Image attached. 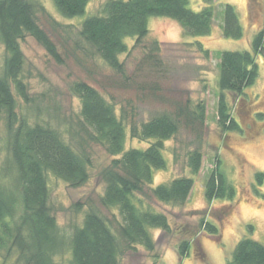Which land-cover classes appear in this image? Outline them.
I'll return each mask as SVG.
<instances>
[{
	"label": "trees",
	"instance_id": "trees-1",
	"mask_svg": "<svg viewBox=\"0 0 264 264\" xmlns=\"http://www.w3.org/2000/svg\"><path fill=\"white\" fill-rule=\"evenodd\" d=\"M61 15L74 18L86 13L90 0H52ZM191 0H107L101 13L87 16L81 22L79 35L111 67L123 72L120 55L129 51L127 39L140 42L150 31L149 20L164 16L178 21L184 33L204 36L211 32L216 18L215 0H202L195 10ZM39 12L47 14L60 25L43 3L34 0H0V39L8 57L4 75L0 76V110L6 114L9 149L15 163V183L10 186L0 178V264L13 256L21 264H63L58 262L67 253V264H120L125 251L142 246L155 250L151 229L160 228L171 234L174 229L166 213L147 206L144 198L182 205L187 202L195 184L191 176H177L153 187L155 172L166 169L165 142L175 137L182 123L191 126L205 120V105H197L193 117H186L184 108L173 115L164 112L138 123L129 120L123 111L109 101L96 87L76 81L72 91L80 99L79 121L69 131L70 139L51 121L30 122L19 117L18 101L12 82L20 97L30 102L27 84L22 78L25 55L21 42L28 35L41 43L56 60H61L57 45L40 25ZM222 30L228 38H242L244 27L234 5L222 3ZM219 123L223 130H240L231 114L226 92L243 94L259 77L258 57L264 56V28L254 35L251 49L219 51ZM185 111V112H184ZM184 113V122L181 119ZM188 114V113H187ZM191 118V119H190ZM127 120L129 123H127ZM146 148L126 149L127 132ZM102 146L112 156L101 171L105 190L101 202L117 209L121 219L105 218L95 209L87 211L80 225H75L68 239L63 233L51 205L48 174L52 173L73 188L87 184L91 177L92 155L88 145ZM203 165L200 149L190 151L188 166L197 175ZM262 184L264 172L256 174ZM207 202L215 199L233 200L237 190L218 160L205 182ZM258 190V189H257ZM258 192V191H257ZM78 207L81 206L77 203ZM199 226L212 236L219 228L204 216ZM252 230L253 226L249 225ZM191 239L178 246L180 257L188 256ZM227 264H264V243L242 237L235 245Z\"/></svg>",
	"mask_w": 264,
	"mask_h": 264
},
{
	"label": "rangeland",
	"instance_id": "rangeland-1",
	"mask_svg": "<svg viewBox=\"0 0 264 264\" xmlns=\"http://www.w3.org/2000/svg\"><path fill=\"white\" fill-rule=\"evenodd\" d=\"M34 1L43 3L60 23L54 25L51 17L39 12L40 25L57 45L61 60L52 57L31 35L21 42L25 55L22 78L31 100L26 103L11 83L19 117L30 122L49 120L70 139L68 133L74 130L80 117L81 102L72 91L76 81H86L96 87L116 105L118 113L124 111L129 120L135 118L138 123L164 112L176 115L180 108L185 109L187 118L192 117L198 104L205 105V120L201 124L196 121L195 125L188 126L184 124V113L180 115L184 123L178 134L165 142L168 166L155 172L153 187L177 176L193 177L195 184L187 202L174 205L154 196L144 198L147 206L169 216L174 231L168 234L160 228L151 229L155 250L138 246L137 251H125L120 264H227L242 237L264 243V181L262 184L256 181L257 172H264L263 55L258 57L260 74L256 82L243 94L226 92L231 114L241 131L223 130L218 114V53L225 49H251L254 35L264 28V0H215L214 25L204 36L186 35L174 19L150 17V31L146 37L140 42L135 38L127 39L129 51L120 55L122 73L111 67L79 35L82 20L101 13L107 0H90L86 13L74 18L61 15L52 0ZM222 3L235 6L244 27V37L236 39L224 35ZM190 7L199 10L203 2L191 0ZM7 57L0 39V76L4 75ZM6 123V114L0 110V178L12 186L16 168L9 149ZM127 134L126 149L149 145L148 141L132 138L129 129ZM87 148L92 155L91 177L87 184L73 188L52 173L48 174L51 205L68 239L75 225H80L91 209L112 220L113 227L115 221L121 219L117 209L105 207L101 202L105 183L100 174L110 164L112 156L99 145ZM195 149L202 151L203 165L197 175H192L188 156ZM218 160L235 185L237 195L233 200L207 202L205 182ZM202 216L217 225V236L200 228ZM249 225L253 226L252 230ZM187 238L191 239V247L188 256L182 258L178 246ZM68 256L69 253L57 260L67 264ZM6 264L21 263L13 256Z\"/></svg>",
	"mask_w": 264,
	"mask_h": 264
}]
</instances>
